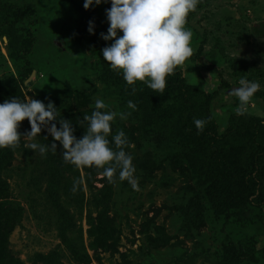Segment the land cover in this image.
<instances>
[{"label":"rangeland","instance_id":"rangeland-1","mask_svg":"<svg viewBox=\"0 0 264 264\" xmlns=\"http://www.w3.org/2000/svg\"><path fill=\"white\" fill-rule=\"evenodd\" d=\"M84 2L0 0V103L52 101L77 138L96 99L131 111L112 135L126 133L140 190L118 172L109 183L103 169L66 163L59 141L46 157L28 148L53 142L43 128L22 137L0 149V264H264V197L234 190L213 165V154L236 146L233 117L264 129V0H201L188 17L193 55L163 94L139 81L132 94L101 51L111 4ZM241 79L260 89L237 114L231 91Z\"/></svg>","mask_w":264,"mask_h":264},{"label":"clouds","instance_id":"clouds-1","mask_svg":"<svg viewBox=\"0 0 264 264\" xmlns=\"http://www.w3.org/2000/svg\"><path fill=\"white\" fill-rule=\"evenodd\" d=\"M107 3L111 4L105 9L109 27L107 33L100 35L111 43L101 50L104 60L117 74L122 73L126 83L132 86V94L136 92L138 81L153 92L163 94L167 77L193 55V32L187 27L188 17L197 11L201 0H85L84 8ZM88 30L95 34L94 21H89ZM238 85L241 87L231 93L239 100L235 111L244 114L260 84L241 79ZM127 107L137 110V104L132 100L127 102ZM57 109L52 101L46 104L33 98L21 100L13 97L0 103V149L14 150L20 146L22 137L35 138L43 128L53 137V142H33L28 148L38 150L46 157L49 151L57 152L56 141H59L66 163L78 168L103 169V176L109 183L114 182L118 172L121 182L127 181L133 190H140L134 157L126 150L131 146L126 133L121 129L112 135V125L117 117L126 120L131 111L111 110L104 99H96L92 114L83 118L88 122L86 131L77 138L73 122L61 118ZM25 119L31 124V130L26 134L18 131ZM194 123L198 131H203L206 121L195 119ZM79 184V180L73 182V193Z\"/></svg>","mask_w":264,"mask_h":264},{"label":"trees","instance_id":"trees-1","mask_svg":"<svg viewBox=\"0 0 264 264\" xmlns=\"http://www.w3.org/2000/svg\"><path fill=\"white\" fill-rule=\"evenodd\" d=\"M227 134L235 137L236 146L213 154V165L216 163L234 190H250L254 195L258 193L264 197V129L233 117ZM254 178L257 180L255 186Z\"/></svg>","mask_w":264,"mask_h":264}]
</instances>
